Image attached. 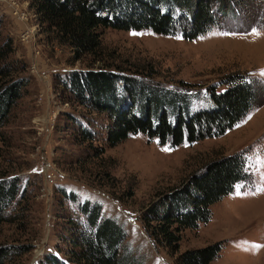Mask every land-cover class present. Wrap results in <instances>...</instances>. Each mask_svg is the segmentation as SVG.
I'll use <instances>...</instances> for the list:
<instances>
[{"label": "rangeland", "instance_id": "1", "mask_svg": "<svg viewBox=\"0 0 264 264\" xmlns=\"http://www.w3.org/2000/svg\"><path fill=\"white\" fill-rule=\"evenodd\" d=\"M250 3L248 15L192 39L105 27L99 53L75 59L69 46L47 37L28 0H0V30L12 37L11 57L26 62L22 74L28 79L0 128V177L16 175L21 191L7 207L9 220L0 222V245L30 249L4 264H39L46 252L64 245L66 215H75L77 203L87 198L123 225V249L142 264H177L180 252L215 241L222 247L209 264H264V99L220 135L170 146L137 132L108 145L105 115L77 103L62 81L72 69L151 65L167 86L192 84L189 112L212 107L208 88L223 90L225 75L243 72L264 81V0ZM245 24L253 27L228 28ZM79 123L93 129V139L82 137ZM237 151L245 156L250 180L236 182L211 203L207 221L183 228L177 250L156 244L142 225L145 208L210 158ZM70 191L75 200L68 198Z\"/></svg>", "mask_w": 264, "mask_h": 264}, {"label": "trees", "instance_id": "2", "mask_svg": "<svg viewBox=\"0 0 264 264\" xmlns=\"http://www.w3.org/2000/svg\"><path fill=\"white\" fill-rule=\"evenodd\" d=\"M28 1L47 37L69 46L75 59L99 53L105 27L151 29L192 39L215 24L226 26V21L248 15L252 5V0ZM252 27L245 24L228 28L246 31ZM13 49L12 37L0 30V128L6 124L28 81L22 74L27 64L23 59L11 57ZM152 68L144 64H117L115 68L72 69L62 80L63 87L77 103L105 115L103 141L108 145L137 132L170 146L220 135L264 99L262 79L231 72L220 81L223 90L209 86L212 107L189 112L187 89L192 84L167 86L154 77ZM77 129L84 139L94 138L89 126L79 123ZM250 177L241 151L212 157L183 184L145 208L140 215L143 228L156 244L177 250L180 231L207 221L211 203L232 191L236 182L249 181ZM57 190L63 193L62 188ZM20 192V179L16 175L0 177V222L9 220L7 207ZM68 198L75 200L76 193L68 192ZM66 217L65 244L46 252L39 264H142L129 249H123L125 228L114 217L103 216L99 202L84 199L77 203L75 215L70 213ZM221 247L220 241H215L186 249L177 255V264H209ZM28 249L24 244L0 245V264Z\"/></svg>", "mask_w": 264, "mask_h": 264}]
</instances>
